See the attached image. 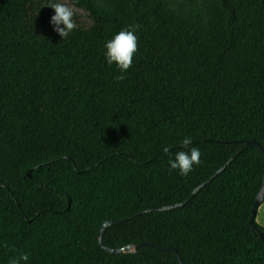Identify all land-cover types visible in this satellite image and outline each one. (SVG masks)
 I'll use <instances>...</instances> for the list:
<instances>
[{
	"label": "trees",
	"instance_id": "1",
	"mask_svg": "<svg viewBox=\"0 0 264 264\" xmlns=\"http://www.w3.org/2000/svg\"><path fill=\"white\" fill-rule=\"evenodd\" d=\"M193 2L194 0H187ZM49 0H0V264H264L250 226L264 155V0H71L89 22L63 40ZM140 25L122 82L105 60L115 33ZM63 27V25H61ZM201 163L168 159L186 137ZM164 147L169 148L165 154ZM264 200V199H263ZM263 202V201H262ZM257 228L264 230L256 220Z\"/></svg>",
	"mask_w": 264,
	"mask_h": 264
},
{
	"label": "clouds",
	"instance_id": "2",
	"mask_svg": "<svg viewBox=\"0 0 264 264\" xmlns=\"http://www.w3.org/2000/svg\"><path fill=\"white\" fill-rule=\"evenodd\" d=\"M46 5L52 8L55 13L50 20V23L54 25V31L65 40L77 28L75 17L78 15V9L72 5L71 0H49ZM139 29L140 25L138 24L121 29L104 44L106 49L104 56L107 64L109 66L114 64L121 73L114 78L116 82H122L125 79L123 73H126L132 67L133 59L138 51V37L135 33ZM192 142L193 138L186 136L181 144L188 150L176 151L174 154L169 155L170 169L176 170L180 176L186 177L193 171L195 165L201 163L200 149L190 146ZM163 151L165 154H169L168 147H164ZM28 260L29 255L26 252H21L11 257L8 264H26Z\"/></svg>",
	"mask_w": 264,
	"mask_h": 264
},
{
	"label": "water",
	"instance_id": "3",
	"mask_svg": "<svg viewBox=\"0 0 264 264\" xmlns=\"http://www.w3.org/2000/svg\"><path fill=\"white\" fill-rule=\"evenodd\" d=\"M253 146L258 147L261 150L262 154L264 155V149L260 146V144L257 141H255L253 139L246 140L240 147H238L229 156V158L226 160V162L223 164V166L218 168L210 177H208L203 182H201L199 185H197V187L184 200H182L180 202H177V203L165 205V206L160 207V208L156 207V208H148V209L140 210V211H137V212H135V213H133V214H131L129 216H126L124 218H121V219H108V220H105L104 223L102 224V226L100 227V230H99V233H98L99 245L101 246V248L109 251L110 253H113V254L120 253L121 249L108 248L102 242L103 231L105 230V228L107 226L118 225V224L124 223V222H126V221H128V220H130V219H132V218H134V217H136L138 215L146 213V212L167 210V209H173V208H176V207L183 206L196 193L197 190H199L204 184L209 182L213 177H215L219 172H221L225 167H227L236 158V156L241 151L245 150L248 147H253ZM263 199H264V176H263L261 187H260V189H259V191H258V193H257V195L255 197V200L253 202V205H252V208H251V216H250V220H249L250 226H251V228L254 231V236L260 241H264V230H261V229L257 228L255 226V224H254V220H255V217H256L257 209H258L259 205L262 203ZM144 244L152 245L156 249H159V250H170V251H172L176 255V258H177L179 264H183V261H182L180 255L177 253V251L173 247H161V246H157V245L152 244V243L140 242V243H137V244L132 245V246H127L125 251L126 252H133L137 248H139L140 246H143Z\"/></svg>",
	"mask_w": 264,
	"mask_h": 264
},
{
	"label": "rangeland",
	"instance_id": "4",
	"mask_svg": "<svg viewBox=\"0 0 264 264\" xmlns=\"http://www.w3.org/2000/svg\"><path fill=\"white\" fill-rule=\"evenodd\" d=\"M166 3L175 11L183 12V13H196L203 10V4L205 0H194L193 2H189L187 0H165ZM72 3V2H71ZM72 5L78 9V15L75 17L77 25H85L89 22L86 12L83 8L77 7L75 4ZM52 10V14L54 15V10ZM256 222L264 227V203H262L257 209Z\"/></svg>",
	"mask_w": 264,
	"mask_h": 264
},
{
	"label": "crops",
	"instance_id": "5",
	"mask_svg": "<svg viewBox=\"0 0 264 264\" xmlns=\"http://www.w3.org/2000/svg\"><path fill=\"white\" fill-rule=\"evenodd\" d=\"M262 203H264V200H263V202H262ZM262 203H261V204H262ZM261 204H260V205H261ZM260 205H259V207H260ZM259 207H258V209H259Z\"/></svg>",
	"mask_w": 264,
	"mask_h": 264
}]
</instances>
